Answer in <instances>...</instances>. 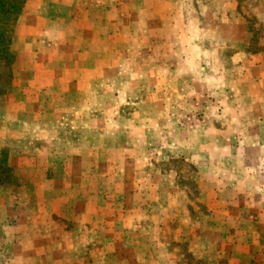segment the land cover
Here are the masks:
<instances>
[{
	"label": "rangeland",
	"instance_id": "374dc122",
	"mask_svg": "<svg viewBox=\"0 0 264 264\" xmlns=\"http://www.w3.org/2000/svg\"><path fill=\"white\" fill-rule=\"evenodd\" d=\"M152 4L156 11L144 14ZM11 50L10 63L0 60V150H7L16 182L0 185V264H17L15 247L23 255L25 244L32 264H61L59 245L65 264H77L92 249V232L72 228L70 220L78 219L72 197H65L71 205L65 217L49 218L42 208L57 194L46 190L63 184L55 176L95 168L83 147L94 135L98 158L109 162L98 188L83 178L91 194L104 195L108 213L97 220L98 238L106 233L102 224L122 221L109 208L140 188L143 203L171 207L166 215L182 229L170 233L183 236L184 225L192 226L194 236L212 243L203 252L197 247L191 259L178 245L187 264H264V164L250 162L264 163L258 9L246 10L245 0H27ZM66 136L82 137L76 155L65 149ZM175 206L189 211L177 214ZM18 222H33L32 229ZM147 226L127 235L129 243L112 245L117 253L110 264H154L146 259L153 247L145 250L143 242L157 234Z\"/></svg>",
	"mask_w": 264,
	"mask_h": 264
},
{
	"label": "crops",
	"instance_id": "0c3cea01",
	"mask_svg": "<svg viewBox=\"0 0 264 264\" xmlns=\"http://www.w3.org/2000/svg\"><path fill=\"white\" fill-rule=\"evenodd\" d=\"M156 0H152V2H154ZM156 5L152 4L151 7V12H146L144 9L142 10H138L139 12H146L144 14L147 13H153L156 11ZM150 9V8H149ZM148 9V10H149ZM141 14V13H140ZM143 14V15H144ZM123 35V34H122ZM120 52V50H118ZM92 81L91 85H94L95 83V79H90L89 82ZM100 93L104 94L105 91L104 89L100 90ZM95 96V95H93ZM41 131H45L44 129L41 130H34V133L37 132H41ZM94 135L93 138H89L92 139L89 140L91 141L88 145H84L83 147L88 148L90 150V153L93 154V162H92V166H94L95 168L92 169L91 173H83L80 174L78 176V174H64V175H59V176H55L53 179L54 181H58L61 183H63L61 186L60 185H54L52 186V189L50 187V189L46 190V193H52V192H56L57 194L49 199V204L45 203V209L42 208V211H44L42 215L44 216H48L49 218H51L54 214H58L61 213L64 217L65 214L68 213V211H71L70 208V203L66 204V199L65 197L68 196L67 200H70L72 197L73 203L75 201V204L73 205V209L72 211H74L76 213V217L78 219L76 220H70L71 221V225L72 228H79V227H86L87 232L90 234V232H92L94 239L92 240L93 243L91 242V244L93 245L92 249L88 250L87 252H81L82 254L80 255V257L78 258V262L77 264H83L85 260H89L91 261L93 264H98V260H103L105 261L104 264H110V262L113 261V253H117L115 251H113L112 249V245H117L119 243L124 244V242L129 243V241H125V239L127 238V235H134L136 232H139L141 230L144 229L145 226H147V220L148 222V226L146 227L148 229V231H150V234H157L153 236V238L148 239V241L143 242V249L147 250V248H145L146 246H152L153 250L155 251V249L158 246H164L167 245L172 246L171 249L165 251L166 253H168V257L167 259L169 261L172 262H176L178 260H183V262H185L187 264L186 261V256L181 258L182 256H180V250L177 249L178 245H183L184 246V253L185 255L187 254L188 258H193V255L196 254V251H194L197 247H201L204 246V244H212L209 243L207 240H205L204 237L201 236H194L193 233V227L192 226H185L184 225V233L183 236L181 235H176L175 232H169L168 229L174 228L176 231L181 230L182 227L181 226H174L175 218H173V220L171 219V217L169 215H166L168 212H170V206L166 205V204H154V203H143L141 200L144 196V194L146 193L145 191H142L140 188H132V190H127L126 193H128V196H120L121 200L118 199V201H120V204H116L114 205L111 209L109 208L111 213H115L118 212L121 214V222L119 224H114L113 222H109V223H105V225H101L103 228H106V233L104 235V237L102 238H98V231L96 229H98L100 227V224H97V220L100 219L99 217L103 218L104 215H106L108 212L107 211V207L104 204V202H102V200L99 199V197H104L103 194L99 195V190L97 191V194L94 193L91 194V190L89 189H85L86 186L84 185L83 182V178L84 177H90L92 179H94L97 185V188L99 187L98 185H100V180L102 178L106 179V175L105 173V169L103 170L102 165H108V159H105L104 161H100V159L98 158L97 155V151L99 150V148H96V143L98 142V137ZM81 138H72L69 136L63 137V142L65 144V149L66 150H70L72 155H76V153H78V151L81 149ZM62 147V148H64ZM65 151V150H64ZM75 162L74 165L77 167L78 163V159L75 158ZM254 161V162H253ZM251 163H256V164H264L262 160L260 159H254L252 161H250ZM99 165H101V167L99 168ZM238 174H236L235 180L237 179ZM258 176H254L251 175L250 179L257 182L259 181ZM128 177L122 179L125 182V179H127ZM261 179V178H260ZM121 182V181H120ZM43 184V183H42ZM45 184V183H44ZM123 184V181L121 182V185ZM258 188V184H253L250 185V188ZM123 188V186H122ZM121 191V190H120ZM112 193H117L114 191H111ZM110 192V193H111ZM33 193V192H32ZM111 193V194H112ZM120 193V192H119ZM116 195H119L118 193ZM106 197H110L105 195ZM124 196V197H123ZM130 199H134L135 205L130 206L127 202V200ZM100 200V201H99ZM117 202V199H116ZM134 202V201H133ZM131 203V202H130ZM142 203V204H141ZM49 205L51 207H54L56 205V207L54 209L50 208ZM91 205V206H90ZM93 206V207H92ZM147 206V208H146ZM47 208V209H46ZM144 208H146L147 211L144 210ZM52 209V210H51ZM174 212L177 211L178 212H183V214L188 213L187 211H189L188 208L186 207H178V209L174 208ZM183 209V211H182ZM54 213V214H53ZM146 214L153 216H146ZM83 215H87L88 217V221L87 220H82V216ZM63 218V217H62ZM150 219H152V222H150ZM51 221V220H50ZM171 222H173V224H171ZM191 222V219H190ZM31 223H25V224H21L20 222H18V224L16 225V227H23V228H31L32 229V224ZM58 224V226H56L57 224H55L54 221L48 222V225L50 228L52 229H59V222H56ZM118 227H121V231H116V229H118ZM63 228V227H62ZM165 230V232L163 233V235L159 233H157L155 230H159L160 231ZM55 233V232H53ZM58 234V233H56ZM144 234V231H143ZM169 234H171L170 236H168ZM85 235V232H80L79 235L77 236V239H83ZM148 235V234H146ZM145 235V237H147ZM158 236L161 238L162 236H166L167 238L163 237L160 239H158ZM183 237V238H182ZM225 237L221 236L220 239L218 237L217 242L218 244L221 243V241H224ZM131 237H130V242H131ZM150 240V241H149ZM52 242H55L52 240ZM81 243H85V241H81ZM89 243V241H88ZM98 243L100 245H98ZM132 243V242H131ZM55 243H52V245H54ZM56 245V244H55ZM205 245V246H206ZM99 246V247H98ZM204 246V247H205ZM26 244H25V252L23 255L19 254V256H17V249L15 247V251H14V257L13 260L15 262H18L17 264H32L34 259H33V254H29L26 250ZM59 251H60V255H58V257H60L59 261L61 264H65V250H64V245L63 246H57ZM149 247V248H150ZM13 248V247H12ZM204 251V249L202 248V252ZM84 253L88 254V257H85V255H83ZM116 255V254H115ZM118 255V254H117ZM179 255V256H177ZM205 255V252L201 255H199V257L197 256L195 259L196 260H200L201 257H203ZM148 259V261H152L155 262L156 260V256L151 254V256H146ZM223 258V257H222ZM57 259V258H56ZM128 260L132 261L130 257L127 258ZM135 260V259H133ZM57 259V262H59ZM147 261V260H146Z\"/></svg>",
	"mask_w": 264,
	"mask_h": 264
},
{
	"label": "trees",
	"instance_id": "16d2710c",
	"mask_svg": "<svg viewBox=\"0 0 264 264\" xmlns=\"http://www.w3.org/2000/svg\"><path fill=\"white\" fill-rule=\"evenodd\" d=\"M27 0H0V60L13 59L11 43L18 17ZM16 182L5 148L0 150V185Z\"/></svg>",
	"mask_w": 264,
	"mask_h": 264
},
{
	"label": "clouds",
	"instance_id": "9594fccd",
	"mask_svg": "<svg viewBox=\"0 0 264 264\" xmlns=\"http://www.w3.org/2000/svg\"><path fill=\"white\" fill-rule=\"evenodd\" d=\"M255 5V6H254ZM246 10H259V15L262 20H264V0H245ZM156 260L154 264H171V261L167 259L168 253L163 251V246H158L154 253Z\"/></svg>",
	"mask_w": 264,
	"mask_h": 264
}]
</instances>
